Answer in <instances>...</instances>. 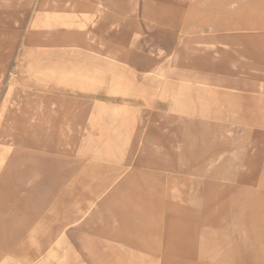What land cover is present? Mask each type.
<instances>
[{
  "label": "rangeland",
  "instance_id": "1",
  "mask_svg": "<svg viewBox=\"0 0 264 264\" xmlns=\"http://www.w3.org/2000/svg\"><path fill=\"white\" fill-rule=\"evenodd\" d=\"M83 1L53 10L0 0V261L36 212L49 220L37 247L58 252L62 196L78 195L81 217L83 192L93 203L123 172L125 189L103 214L136 212L133 236L123 218L104 234L97 224L69 227L72 264H264V0H154L169 19L145 24L140 11L116 31L104 14L85 23L80 9L96 10ZM59 10L66 20L49 28L46 16ZM227 21L231 30L220 31ZM79 25L88 50L117 53L112 70L52 48ZM52 66L67 67L73 83L53 80ZM26 254L13 263L36 264L35 251Z\"/></svg>",
  "mask_w": 264,
  "mask_h": 264
},
{
  "label": "bare ground",
  "instance_id": "2",
  "mask_svg": "<svg viewBox=\"0 0 264 264\" xmlns=\"http://www.w3.org/2000/svg\"><path fill=\"white\" fill-rule=\"evenodd\" d=\"M78 1H80L81 3L78 2ZM176 1H178L180 3V2H183V1H186V0H176ZM199 1L200 0H187L188 3L189 2L198 3ZM59 2H64V4H62V5L64 6L65 9H67V8L74 9L75 4L77 2H78V5L79 4H81V5H84L85 4V1H83V0H45V3L51 4V5L54 6L53 7V10L57 8L56 6H57V4ZM94 2H95V10H96V13L99 10H101V9H103V10L104 9H108V12H109L108 13V17H109L108 20L110 22V29H120L121 30L122 24H126L127 23V21H126L127 18L131 14H135L136 13V7H137V2L138 1L137 0H94ZM200 5H202V4H200ZM87 6H89V5H87ZM216 6H217V4H216ZM79 7H80V5H79ZM195 7H196V5H195ZM197 7H198V5H197ZM202 7H204V5ZM64 8H63V10H64ZM191 8H193V7L191 6ZM196 9L198 10L199 8H196ZM236 9H237V6H236ZM81 10L82 9H80V14L79 15H82V17H83V13H82L83 11H81ZM93 10H94V8H93ZM202 10H203V8H202ZM207 10H210V9H207ZM217 10H219L221 12V16H222L223 6H222V3L221 2L219 3V5L217 7ZM195 11H196L195 8H194L193 11H191V12H194V17H195ZM213 11H216V10H213ZM225 11H227V10L225 9ZM229 11H230V9H229ZM58 12H59L58 14L53 13L52 16H48V15L46 16L49 19V25H48L49 28L55 26L57 23H61L60 20H66V18H67L66 17V13L65 12L64 13H60V10ZM115 15L116 16L121 15L122 18L121 19H118V18H115L114 19V16ZM169 16H170V13L167 10H163V9H160V8H157V9L154 8L153 9L151 7V2L149 0H147V1H145L143 3V18L145 19V21H147V22L150 23L153 19L154 20L155 19L167 20V19H169ZM215 18H217V16H213L212 20H215ZM184 21H186V20H184ZM186 23H188V22H186ZM240 24L241 23L239 21H236L232 25L233 26L236 25L237 26V29H238L239 26H240ZM48 26H46V27H48ZM221 27L222 28H220V31L221 30H226V31L228 30V32H229V30H231L230 29L231 25H229V22L228 21L226 23L221 24ZM83 30H84V25H79V28H78L77 33H74L75 36L72 34L70 37H68L66 39H61V41H59L58 39L55 40V41L52 40L53 41L52 42L53 43V46L51 45L52 48L55 47V48L59 49L58 51L63 50V55L62 56H59V57H61L63 60H68V61L74 63L75 65H77L83 58H85V60H87V61H95V63L97 64V66L100 67L101 69L104 68L106 70L107 69L112 70V69H110V67H112L111 65L116 62V54L117 53L115 51L106 53V55L104 56V59L102 61H100L98 59V57H97V56H99V55H97V52L96 53L95 52H89L88 46L84 43V41H80V39L78 40L79 36L80 37L83 36V34H82L83 33ZM184 32H186L185 33L186 35L187 34H190V31L185 30ZM46 40H47V36L44 38V40L41 41L40 46H42V47H44V46L45 47H48L47 46L48 44H47V41ZM58 58H56V60H58ZM90 59H92V60H90ZM47 68H49L48 70L51 73V78H53V80L58 81L61 84H64V82H69L71 80V76H70L71 75L70 74L71 72H69V70L67 69V67L66 68H63L62 67L63 69L57 68L55 66L47 67ZM69 83H73V82H69ZM22 91H25V90H22ZM41 99H42V97H41ZM5 103H6V101H5ZM11 107H12V105H11ZM42 111L43 110H41V112ZM65 111L66 112H69V109L66 108ZM35 112H36V110H35ZM32 113L33 114H31V115H34V112H32ZM34 119H35V116H34ZM33 121H36V120H33ZM66 125H68V124H66ZM65 128H66V126H65ZM1 129L4 130V128H1ZM36 135L39 136V137L42 136L41 132H38ZM9 144H11V143L9 142ZM18 146H20V145H18ZM152 148H154V146ZM1 151L2 150L0 149V152ZM1 154L3 155V152ZM165 155H166V153H165ZM2 160L3 159L0 158V165L2 163ZM163 162H164V160H163ZM208 167H209V165H208ZM122 176H123V172H121L120 174L117 175V180L113 181L112 183L111 182L108 183V184L105 183L104 185H102L100 187L101 190H99V194L92 201L93 203H88L86 205V208H85L84 212L82 213V216L80 218L81 219L80 220L81 226L85 225V227H86L87 225L93 226L94 224H97L98 229H100L101 231L103 230L102 233L104 234V232H107L108 229H110V227H112L115 222H117V221H119L120 219L123 218L120 215L119 216L116 215L114 213L115 210H112L113 212H110V216H107V220H109V221L111 220V221L108 224H106L108 221L106 220V222H105L106 217L103 214L104 213V210H105V207L107 208V207H110L111 206V202H112L113 198L117 196L118 191H121V190L124 191L126 185H125V183H123L121 181ZM149 182H150L149 185H151V182H153V181H149ZM146 186H147V184H146ZM139 193L137 195H139ZM141 194L142 193H140V195ZM62 197H66V195L65 196H62ZM135 197H137V196H135ZM263 197H264V195H263ZM136 199H140V198H136ZM136 199H134V200H136ZM133 202H135V201H133ZM136 202L139 203L140 201H136ZM145 203H144V205H146ZM134 204L136 205V203H134ZM144 205H143L142 208H144ZM145 208L148 209L147 205H146ZM58 209H59V204H55L54 206L50 207L49 214L52 215V214L56 213ZM120 213H121V211L118 212V214H120ZM135 214H137V213L135 212ZM135 214H133L132 212H129L128 217L124 216V218L122 220H120V222H121V228L124 229L125 233H130L131 237L133 236L132 232H134L133 229L135 228V224H136L135 223V220H136L135 218L137 216L134 218ZM157 217L159 218V216H157ZM145 218H147V217H145ZM149 221H150V219H149ZM48 223H49V220H43V219L39 218L38 213L36 212V214H33L31 217H27V219L24 220V222L21 223L20 225L19 224H15L14 227H13L12 233H16L17 232L16 228L19 225L20 226V234H22L21 235V239L16 240L15 243L11 244L10 247L5 248L6 253L3 256V259L0 261V264H14L13 262L15 260H17L19 258L20 259H24L25 258V255H27L26 253L29 252V254H30L31 250L35 251L34 260L36 261V264H68L69 260L74 259L76 257V253H72L70 251V249H69V244H68L67 239H66V236H65L66 227H64L63 229H61V231L59 232L58 236L55 238V244L57 245L58 252L55 249H46L47 251L46 252L44 251L45 253H43V250L44 249H41V248H38L37 247V244H39L37 242V240L39 238L38 235H39L40 231L43 232L42 229H45V227L47 226ZM78 223L79 222H74V224L76 226L78 225ZM150 223H153V222H150ZM116 225H118V224L116 223L115 226ZM153 225H155V224H153ZM149 226L150 225H148V227ZM1 227L3 228V226H1ZM117 227H119V225ZM155 227H157V226H155ZM128 229H129V231H128ZM148 229L149 228H147L146 230H148ZM112 230H113V228H112ZM140 230H141V228H140ZM143 231L145 233V229ZM149 232H150V230H149ZM144 233L142 232V235ZM135 235H136V233H135ZM241 237H242V235H241ZM30 247L32 248L31 250H30Z\"/></svg>",
  "mask_w": 264,
  "mask_h": 264
},
{
  "label": "crops",
  "instance_id": "3",
  "mask_svg": "<svg viewBox=\"0 0 264 264\" xmlns=\"http://www.w3.org/2000/svg\"><path fill=\"white\" fill-rule=\"evenodd\" d=\"M94 4H95V2H94V0H91ZM138 2H137V7H136V13L135 14H131L128 18H127V20L126 21H128V20H130V18H133V17H139V15H140V11H142V14H143V6L141 7V1L140 0H137ZM150 2H151V7L152 8H154L155 6H154V0H149ZM140 9V10H139ZM103 11V9H101V10H99L97 13H96V11H95V13L92 15V14H90L89 15V17H86L87 15L85 14H83V20H84V22L86 23V21L89 19V20H93L92 18H94V20H100V19H102L101 18V15H103L104 14V16L105 17H103V18H105V20H106V23H107V25H109L110 26V22H109V20H108V9H104V13L102 12ZM115 18H118V19H121L122 17H121V15H119V16H114V19ZM143 20H144V23L145 24H148L149 22H147V21H145V19L143 18ZM139 24V23H138ZM113 30H120V29H113ZM89 52H97V55H99V56H97V57H102V56H105L106 54H104V55H102V53H104L105 51H103V50H89ZM112 52V51H111ZM109 53V52H108ZM104 69V68H103ZM105 71H106V69H104V71H102L103 73H105ZM89 192H90V190L89 191H86V192H83V195H82V204L84 205V207H83V210L86 208V203L88 202V203H90L89 202ZM76 196H78V195H75V193L73 194V195H71V196H68V195H66V200H67V205L69 206V208H68V211H67V225H66V231H65V236H66V239H67V242H68V244H69V249H70V251L72 252V253H76L75 252V249H73V245H72V243H71V241L69 240V238H68V235H67V229L69 228V227H72V226H76L75 224H74V222H79L78 223V225H81V222H80V218L81 217H77L76 218V215H75V210H74V204H73V202H74V199L76 198ZM87 203V204H88ZM71 205H72V207H71ZM84 212V211H83ZM82 212V213H83ZM77 225V226H78ZM76 259V257L72 260V261H69V264H70V262H71V264L74 262V260Z\"/></svg>",
  "mask_w": 264,
  "mask_h": 264
}]
</instances>
